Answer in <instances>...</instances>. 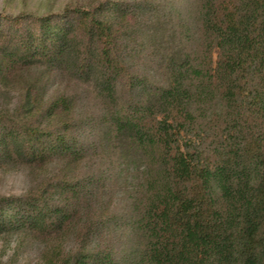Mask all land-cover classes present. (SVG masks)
Wrapping results in <instances>:
<instances>
[{
	"label": "trees",
	"instance_id": "16d2710c",
	"mask_svg": "<svg viewBox=\"0 0 264 264\" xmlns=\"http://www.w3.org/2000/svg\"><path fill=\"white\" fill-rule=\"evenodd\" d=\"M30 69L0 163L58 168L0 197V234L39 264H264V0L0 15V90ZM78 90L100 115L75 119Z\"/></svg>",
	"mask_w": 264,
	"mask_h": 264
},
{
	"label": "rangeland",
	"instance_id": "374dc122",
	"mask_svg": "<svg viewBox=\"0 0 264 264\" xmlns=\"http://www.w3.org/2000/svg\"><path fill=\"white\" fill-rule=\"evenodd\" d=\"M92 0H0V15L2 16H24L37 18L40 16L54 15L60 13L67 7H87ZM173 5H189L191 0H165ZM28 21V20H26ZM37 72L30 69L27 73H19L15 78H11L8 87L0 90V111L13 109L20 98L21 87L25 82L36 76ZM75 90L72 83L69 87ZM86 89V88H85ZM69 91L66 82L59 78L53 79L47 85L46 94L52 95L58 91ZM76 91V90H75ZM79 91V90H78ZM80 100L76 104L75 119H80L87 115L97 117L98 102L93 95L82 91L78 92ZM85 128V127H84ZM57 164H49L32 170L22 162L0 163V197L1 196H21L40 178L49 176ZM125 180V179H123ZM116 182V206L121 211L124 204L120 202L123 198L122 187L124 181ZM113 187V188H114ZM42 243L39 239L26 233H2L0 234V264H39Z\"/></svg>",
	"mask_w": 264,
	"mask_h": 264
}]
</instances>
